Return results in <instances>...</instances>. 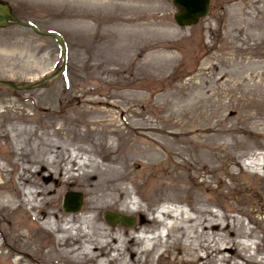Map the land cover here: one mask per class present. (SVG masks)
I'll list each match as a JSON object with an SVG mask.
<instances>
[{
  "label": "rangeland",
  "instance_id": "374dc122",
  "mask_svg": "<svg viewBox=\"0 0 264 264\" xmlns=\"http://www.w3.org/2000/svg\"><path fill=\"white\" fill-rule=\"evenodd\" d=\"M0 1L18 20L60 34L67 45L66 71L57 79L27 91L0 86V264H50L46 256L59 249L63 233L44 222L53 220L52 213L65 220L76 216L88 200L70 186L41 212L24 203L26 192L54 188L58 177L67 178L65 172L52 181L45 179L46 170L32 174L39 165L30 161L44 156L42 144L85 150L102 169L101 162L131 151L137 164L115 166L126 175L119 185L124 193L115 199L128 209L92 215V226L144 236L145 246L160 235L168 246L153 253L150 264H215L220 255L207 246L219 245L230 248L228 257L237 254L240 264H264V0H216L191 28L176 26L172 0H156L158 10L147 22L165 49L148 52L150 62L141 68L146 49L137 44L131 49L135 65L127 69L103 65L116 37L112 23L118 11L91 0ZM84 16L91 17L87 31ZM164 31L169 35L161 37ZM61 62L53 39L16 25L0 28V81L38 82ZM148 148L154 151L148 157L132 154ZM67 192L82 194L76 214L63 212ZM52 197L37 196L34 204ZM162 210L172 215L163 225ZM104 212L135 223L109 226ZM144 245L123 248L113 261L112 243L101 261L144 264L134 254Z\"/></svg>",
  "mask_w": 264,
  "mask_h": 264
},
{
  "label": "bare ground",
  "instance_id": "6f19581e",
  "mask_svg": "<svg viewBox=\"0 0 264 264\" xmlns=\"http://www.w3.org/2000/svg\"><path fill=\"white\" fill-rule=\"evenodd\" d=\"M66 1L69 5H77L85 0ZM91 2L95 3L96 6L103 10L114 9L120 13V17L115 18L112 23V27L117 30V32L116 37L111 41L112 46L108 50L109 53L103 59V65L105 67L121 64L127 69L134 66L136 60L131 55V49L137 44H139L141 48L146 49L145 60L142 61V64L138 65L141 68H143L144 65H148L150 62L151 57L148 52L157 49H165L152 31L153 25L147 22L149 17L153 14L152 12L158 10V1L128 0L118 5H112L109 0H91ZM90 18V16H84L86 21L84 29L86 31L88 30ZM159 35L165 37L168 36L169 33L164 31L163 33H159ZM152 37H154V39ZM199 89L203 90L205 88L200 86ZM71 135L75 137V133H71ZM42 148L43 150L39 154H44V156L41 159L30 161L32 165H39L37 173L33 172L32 174H39L43 172L42 170H46L48 174L45 179L52 181L56 175L58 176L60 173L65 172L64 174L67 175V178L62 180L58 177L54 188L46 187L43 191L34 194L32 192H26L23 195L26 198L24 203L29 204L32 210L41 212L42 208L45 206H53L58 200L60 193L70 186L78 188L79 191L89 196L84 210L80 214L69 216V218L65 220L63 216L59 217L56 213H52L49 217H52L53 220L48 218V220L44 222L48 230L63 233V236L57 237L59 249H56L46 256V258L50 260V264H97L98 262V264H105L106 261H101V259L107 256L109 248H111H108V246L110 244L112 245V243L117 244L113 249V253H116L112 259L113 261L122 257L121 251L123 248H125V250H123V252H125L130 250L129 246L131 245H144V236L131 233L126 237L124 234L121 236L112 229L106 230L101 227L96 229L92 226L94 218H91L92 215H98L100 212L108 210L109 208H121L120 211L122 212L128 209L127 202L120 203L118 199H115L122 197L124 191L119 188V185L126 179V175L120 173L115 166L127 168L137 164L139 162L138 159L129 155L131 151L128 152V156L122 159L105 161V165L101 162L100 164L105 166V168L102 169L99 164L90 158L85 150L75 148L70 151L67 148L62 149L59 145L49 147L43 144ZM79 153L82 154L80 155ZM152 153H154V151L151 148L132 150V154L138 157H144L145 155L148 157ZM149 159L150 158H148V160ZM148 165L149 164H147V166ZM26 171H28V168H22V172ZM33 185H36L40 189L39 184L33 183ZM42 195H52L53 197L50 200L44 201V203L42 202L41 206L34 204L36 197ZM160 215L162 216V220L159 221V223L162 225L164 219H169L172 216L170 212L166 210H162ZM173 230H175V226L171 225L169 231L172 232ZM143 233L144 232H142V235ZM122 237L126 238L123 240ZM166 237L169 239V235ZM81 240H83L82 244ZM147 244L148 245L142 246L139 251L134 253L137 260L144 257V264H150L151 255L160 248H166L168 246L167 240L163 242L161 236L157 234L153 235L152 238L148 240ZM126 245L128 246L126 247ZM237 246L239 248L240 245L237 244ZM241 247L244 250L248 249V246ZM207 249H209L211 253L220 255L215 264H230L231 261H235L234 264H240L236 261L237 254L233 255V257L227 256L230 248L225 247V245H219L217 247L207 246ZM233 250H237L235 245L233 246ZM205 258H207V256H205ZM120 261V264H129L128 260ZM255 264H258V262Z\"/></svg>",
  "mask_w": 264,
  "mask_h": 264
},
{
  "label": "water",
  "instance_id": "95a60500",
  "mask_svg": "<svg viewBox=\"0 0 264 264\" xmlns=\"http://www.w3.org/2000/svg\"><path fill=\"white\" fill-rule=\"evenodd\" d=\"M172 2L173 6L177 10L176 14L174 15V21L179 27L196 25L200 18L206 16L209 9V0H173ZM10 25L23 27L31 30L35 34L41 36H49L56 40L63 52V66L53 76L46 78L40 82L33 83L28 86L15 85L10 82H0V85L2 87L17 91L30 90L42 86L44 83L58 77L64 72L66 62V46L61 36L54 32H41L35 26L19 21L11 14L8 6L0 2V28H4ZM81 203V194L68 192L64 197L63 210L65 213H77L81 208ZM104 219L109 225H115L116 223H118L126 227H132L135 222L134 218H125L118 214H111L107 212L104 213Z\"/></svg>",
  "mask_w": 264,
  "mask_h": 264
}]
</instances>
